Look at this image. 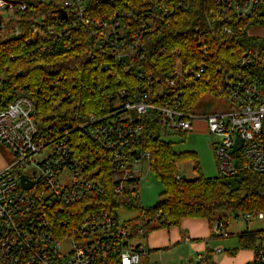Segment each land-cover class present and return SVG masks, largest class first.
<instances>
[{
    "label": "trees",
    "instance_id": "16d2710c",
    "mask_svg": "<svg viewBox=\"0 0 264 264\" xmlns=\"http://www.w3.org/2000/svg\"><path fill=\"white\" fill-rule=\"evenodd\" d=\"M21 1L29 6L16 22L21 33H13L12 23H8L0 35V109L18 94L29 95L36 102L35 120L39 128L52 135L65 131L70 134L83 161L88 163L86 172L103 181L105 192L93 200L96 208L116 213L118 208L139 212L123 226L142 227L145 236L153 229L181 226L187 218L223 227L229 214L250 213L257 218L264 213V172L245 168L234 175L200 174L186 179L179 173V164L192 160L194 169L201 173L197 152L177 151L171 141L163 138L186 132L171 131L155 112L141 118L134 112L137 118L129 121V117L120 118V114L133 111L114 107L118 101L134 99L144 91L155 97L160 89L167 90L179 68L183 78L176 80V88L187 112H192L205 94L225 95L219 89L225 86V78L231 73L244 70L260 79L264 0H259L255 13L246 18L218 0H97L103 11L100 15L93 14V20L99 16L107 19L117 10L122 20L119 29L127 38L139 35L144 41L143 54L139 50L136 60L123 66L106 64L113 62V55L95 47L93 24L76 27L70 15L66 20H58V0ZM161 3L174 8L167 14L160 13ZM124 9L132 12L130 17L122 13ZM43 14L56 30L45 39L33 34L34 21ZM158 14L160 17L156 19ZM245 57L255 61L249 68L241 66ZM201 67L205 70L197 78L196 72ZM120 91L127 95L120 96ZM91 115L103 122L115 118L141 123L143 147L151 154V170L163 184L155 205L142 204L139 187L133 185H140V178L129 179L123 191H115L110 152L87 135L85 128H80ZM80 208L84 212L90 209L83 204ZM262 239L261 231L242 232L238 235L239 246L229 253L250 249L254 257L245 264H264ZM205 256L203 264H215L213 251L208 250ZM104 261L103 257L99 260L103 264H119L116 255Z\"/></svg>",
    "mask_w": 264,
    "mask_h": 264
},
{
    "label": "built area",
    "instance_id": "2783aa9c",
    "mask_svg": "<svg viewBox=\"0 0 264 264\" xmlns=\"http://www.w3.org/2000/svg\"><path fill=\"white\" fill-rule=\"evenodd\" d=\"M224 1L241 18L252 16L259 3V0H218L222 4ZM58 3L59 8L67 11V18L73 17L74 26H95L92 32L95 47L113 55V62L107 61V65H127L136 60L139 50L143 54L142 36L126 37L119 29L122 20L117 10L107 19L99 16L93 20V14L100 15L103 11L97 0H58ZM28 7L21 0H0V35L8 23H12L13 33L20 34L16 22ZM173 8L161 3L159 11L167 14ZM122 13L130 17L132 12L124 9ZM159 17L160 14L156 15V19ZM58 20L66 19L58 17ZM34 22V36L45 39L56 32L45 14ZM254 62L245 57L241 66L249 68ZM261 66L260 79L244 70L226 76V84L219 92L230 102V110L203 116L211 132L220 137L215 157L223 175H234L245 168L264 172V56ZM204 70L201 67L196 77ZM182 78L179 68L167 90L160 89L155 97L144 91L134 99L118 101L114 107L133 111L139 118L155 112L171 131L187 133L193 128L195 116L181 106L176 80ZM119 95L127 93L120 91ZM35 115L36 102L25 94H18L0 109V142L13 155V162L0 167V264H103L99 260L103 257L108 262L110 255L118 256L119 264H165L161 255L152 261L147 244L132 241L134 231L120 223L116 212L94 206L93 200L105 192L103 181L86 172L88 163L83 161L67 131L56 135L45 132L38 127ZM102 120L91 115L80 128H85L87 135L110 152L115 191L121 192L129 179L142 180L143 163L150 161L151 154L143 147V127L139 121ZM50 145L51 153L36 162L34 156ZM33 165L36 171L32 176L22 172ZM23 175L34 182L29 190L21 184ZM133 185L140 189L137 183ZM82 204L90 209L84 212ZM252 217L246 213L247 219ZM257 218H264V213ZM218 227L220 234L228 235L221 231L222 224ZM136 233L145 234L142 227ZM65 242H70L67 253ZM205 259V255H199L197 262Z\"/></svg>",
    "mask_w": 264,
    "mask_h": 264
},
{
    "label": "rangeland",
    "instance_id": "374dc122",
    "mask_svg": "<svg viewBox=\"0 0 264 264\" xmlns=\"http://www.w3.org/2000/svg\"><path fill=\"white\" fill-rule=\"evenodd\" d=\"M256 51L257 55L259 50ZM230 108L231 104L224 96L205 94L192 108V114L195 116L193 119V128L186 134L174 133L163 136L165 140L173 143L175 150H194L198 154L201 173L194 169V162L192 160H186L179 164V173L181 175H186L188 178L194 179L200 176V174L206 177H215L220 173L217 166V158L215 157V146L219 143L220 137L211 132L203 116L227 112ZM126 117H129L131 120L135 119L134 112H124L120 114V118ZM111 120H115V118ZM51 150V145L45 147L42 153H38L34 156V160L36 162L42 161L51 153ZM11 162H13V155L9 148L0 142V167ZM35 171V165L22 169V172L26 173L28 176H32ZM162 190L163 184L152 172L149 161H144L143 177L139 189L142 204L145 207L155 205L159 201ZM138 214L139 212L127 208L117 209L120 223L134 218L138 216ZM225 221L227 224L222 227V231L229 234L228 236H218L217 225H210L206 221L205 226L207 230L204 231L203 236L199 238H194L191 235L193 229L191 230L189 227H185L181 224V226L170 229H153L147 236L143 233H136L140 227H133L134 237L132 241L135 244H147L148 242L149 247L155 246L154 249H152L154 252H151L152 261H156V259H154L155 254L157 257L161 255L168 263L203 264L204 262H197L198 256L207 253L208 250L213 251V260L215 264H245L252 260L254 252L250 249H239L236 254H230L229 250L239 246L238 235L247 230L261 231L264 245V218L252 217L247 219L246 213H241L239 216L229 214L225 218ZM198 230H200V228ZM186 237L190 239L186 240ZM69 248L70 242H65L64 253H67ZM219 248H221V250H218Z\"/></svg>",
    "mask_w": 264,
    "mask_h": 264
},
{
    "label": "crops",
    "instance_id": "0c3cea01",
    "mask_svg": "<svg viewBox=\"0 0 264 264\" xmlns=\"http://www.w3.org/2000/svg\"><path fill=\"white\" fill-rule=\"evenodd\" d=\"M262 30V29H261ZM253 31H257V29H254ZM261 33H263L264 34V31H261ZM183 223V225L186 227H189L191 230L193 229V230H195V231H193L192 230V233H191V235L194 237V238H199L200 236H203V233H204V231H206L207 230V227L205 226V222H206V220H202V219H192V218H187V219H184L183 221H182ZM200 228V230H198ZM196 230H198V231H196ZM221 231H222V228H221ZM218 233H217V235L218 236H220V235H222V233L220 234L219 232L220 231H217ZM223 232V231H222ZM210 234V233H209ZM204 235H207V234H204ZM229 235V234H228ZM227 235V236H228ZM224 236H226V235H224ZM188 239H190L189 237H186V240H188ZM147 245H148V242H147ZM148 247H149V245H148ZM154 247L155 246H151V247H149V249H154ZM218 250H221V248H219ZM151 252H154L153 250L151 251ZM200 255H206V253L205 254H200ZM159 257H157L155 254H154V259H158ZM163 260H164V262H165V264H173V263H168L167 262V260L165 259V258H163Z\"/></svg>",
    "mask_w": 264,
    "mask_h": 264
},
{
    "label": "water",
    "instance_id": "95a60500",
    "mask_svg": "<svg viewBox=\"0 0 264 264\" xmlns=\"http://www.w3.org/2000/svg\"><path fill=\"white\" fill-rule=\"evenodd\" d=\"M58 17L60 19H66L67 18V11L62 9V8H59L58 9ZM239 146L236 144L235 145V149H237ZM184 178L188 179V177L186 175H183ZM21 184L23 186L24 189L26 190H29L31 189L33 186H34V182L31 181V180H28L26 178V176H21Z\"/></svg>",
    "mask_w": 264,
    "mask_h": 264
}]
</instances>
